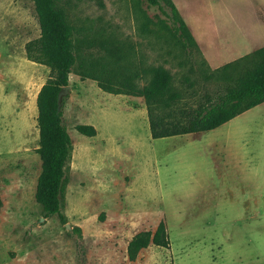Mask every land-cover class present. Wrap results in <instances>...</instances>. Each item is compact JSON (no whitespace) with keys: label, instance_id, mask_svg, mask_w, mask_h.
Listing matches in <instances>:
<instances>
[{"label":"rangeland","instance_id":"374dc122","mask_svg":"<svg viewBox=\"0 0 264 264\" xmlns=\"http://www.w3.org/2000/svg\"><path fill=\"white\" fill-rule=\"evenodd\" d=\"M54 1L72 28L76 62L96 64L101 80L105 71L161 66L177 86L188 77L199 96L216 85L202 71L264 46V10H255L264 0H170L194 41H210L215 61L203 54L207 44L181 50L169 19L145 0ZM253 31L263 35L251 45ZM38 36L31 0H0V110L8 112L3 86L24 111L21 138L11 117L0 118V264H264V102L201 136L152 140L141 98L102 92L74 74L75 64L60 98L71 141L59 200L68 227L43 217L32 189L40 170L34 100L48 69L24 55ZM78 124L95 136L78 134ZM18 141L16 153L6 151ZM159 221L168 249L149 245L129 262L131 236Z\"/></svg>","mask_w":264,"mask_h":264},{"label":"trees","instance_id":"16d2710c","mask_svg":"<svg viewBox=\"0 0 264 264\" xmlns=\"http://www.w3.org/2000/svg\"><path fill=\"white\" fill-rule=\"evenodd\" d=\"M145 1L157 7L169 19L181 50L188 53L190 48H196L170 0ZM31 2L39 36L25 44V59L48 69L47 78L34 100L37 129L34 152L39 159L40 170L35 180L33 198L44 218L55 216L61 224L66 222L59 211V200L67 183L65 171L71 156V141L62 124V102L58 100V95L67 86L68 75L75 64L77 69L74 74L81 80L94 81L102 92L141 98L152 140L212 130L264 102V46L216 69H208V73L202 71V78L205 81L213 80L216 85L205 89L199 96L191 89L193 82L188 77H183L182 83L177 86L170 73L161 66L118 73L105 71V79L101 80L93 74L96 64L84 63L80 59L76 62L78 58L72 28L55 1ZM161 5L167 9V13ZM188 72L192 73L191 69ZM143 76L147 77L145 84L137 86L134 80ZM112 83L116 86L112 87ZM73 129L87 138L95 136V129L91 125L78 124ZM75 231L79 233L78 229ZM149 245L168 249L169 240L162 221L152 232L139 231L131 236L125 247L126 259L133 261L137 253Z\"/></svg>","mask_w":264,"mask_h":264},{"label":"crops","instance_id":"0c3cea01","mask_svg":"<svg viewBox=\"0 0 264 264\" xmlns=\"http://www.w3.org/2000/svg\"><path fill=\"white\" fill-rule=\"evenodd\" d=\"M256 6V8H255V10H257L258 8H262L263 10H264V8L263 7H261L260 5L258 6V5H255ZM227 10H231V9H227ZM211 19H212V16L210 17ZM254 20H253V22H260L261 23V20H260V18H259V16H258V14H257V11H255V18H253ZM213 21V20H212ZM184 23V22H183ZM185 25V24H184ZM185 27L187 28V30H188V32H189V34H190V31H189V28L185 25ZM212 28H210V30L208 31V27H207V31L208 32H212L213 33V31H215V29H216V31H218V29H217V27L214 25V23H212V26H211ZM215 28V29H214ZM259 28H261L260 26H259ZM262 30V29H261ZM207 31H205V32H207ZM261 35H263V31H260V32H256V31H253V32H251V33H249V41L251 42V45H253L254 43H257V42H261V40H260V36ZM190 36H191V34H190ZM192 37V36H191ZM193 39V38H192ZM193 41H194V39H193ZM253 41V42H252ZM202 42V43H201ZM199 41V43H197V42H195L194 41V43L195 44H197L198 46H199V48H200V46L202 47L203 45H205V44H207V45H209V47H210V49H209V51L208 52H204L203 51V54H204V56L208 59H211V60H217V59H220L219 57H217V55L215 54V52L214 51H212L211 50V44H210V41L209 40H206V41ZM257 46V49L258 48H260V47H262V45H260L259 46V44H256V45H253V46H249V47H256ZM259 46V47H258ZM237 48H238V46H237ZM237 48L235 49V50H237ZM235 50L232 52V54H234V52H235ZM221 51V53H224L225 51H224V49H221L220 50ZM218 54H219V52H218ZM232 54H231V56H232ZM223 58V57H222ZM225 64V63H224ZM10 91H12V90H5V88L3 87V86H1V102H2V104L4 103V106H5V103H6V109L8 110V112L7 113H9L8 115H7V113H4V112H2L1 110H0V118H1V120H2V118L6 115L7 117H11V119H13V124H15V125H18L19 126V132L16 134V139H17V137L18 138H21L20 136H21V123H20V120H21V116L23 117V115H24V111L23 110H21V109H19V103H18V101L16 100V97H15V95H14V93L13 92H10ZM3 106V107H4ZM250 110V109H249ZM246 111H248V110H246ZM246 111H244V112H246ZM243 112V113H244ZM242 114V113H241ZM34 115H35V111H34ZM240 115V114H239ZM238 116V115H237ZM237 116H235V117H237ZM235 117H233V118H235ZM18 118H20L19 119V122H18ZM232 118V119H233ZM231 120V119H230ZM230 120H228V121H230ZM227 121V122H228ZM227 122H225V123H223V124H221V125H224V124H226ZM12 124V125H13ZM220 125V126H221ZM219 127V126H218ZM9 128H14V126H12V127H9ZM217 128V127H216ZM216 128H214V129H216ZM214 129H212V130H214ZM209 131H211V130H209ZM209 131H204V132H196V133H190V134H183V135H178V136H188V135H194V136H196V135H198V136H201V134L202 133H206V132H209ZM12 132V129H10L9 130V133H11ZM13 133V132H12ZM20 133V134H19ZM172 137H177V136H172ZM167 138H170V137H167ZM20 142H21V139L19 140ZM19 141H18V143H17V145L16 146H14L12 149H9V150H6V151H9V152H11L10 154H14V153H16L17 152V150L20 148V146H21V143H19ZM222 146H223V144L221 145V148H222ZM34 186H35V183H34ZM34 186H33V188L32 189H34ZM34 191V190H33ZM34 193V192H33Z\"/></svg>","mask_w":264,"mask_h":264},{"label":"water","instance_id":"95a60500","mask_svg":"<svg viewBox=\"0 0 264 264\" xmlns=\"http://www.w3.org/2000/svg\"><path fill=\"white\" fill-rule=\"evenodd\" d=\"M67 89H68L67 86H64V87L62 88L61 93H59V95H58V100H60L61 96H62L63 94L66 93ZM64 226H65V227H68V225H66V224H64Z\"/></svg>","mask_w":264,"mask_h":264}]
</instances>
